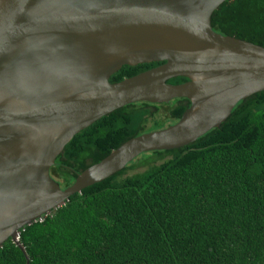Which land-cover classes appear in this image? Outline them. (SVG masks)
Instances as JSON below:
<instances>
[{
	"label": "water",
	"instance_id": "obj_1",
	"mask_svg": "<svg viewBox=\"0 0 264 264\" xmlns=\"http://www.w3.org/2000/svg\"><path fill=\"white\" fill-rule=\"evenodd\" d=\"M226 0H0V248L75 193L143 153L173 150L217 128L264 91V47L213 31ZM162 62L119 82L123 66ZM176 77L187 80L167 83ZM189 106L133 137L62 189L50 168L65 145L127 104Z\"/></svg>",
	"mask_w": 264,
	"mask_h": 264
},
{
	"label": "trees",
	"instance_id": "obj_2",
	"mask_svg": "<svg viewBox=\"0 0 264 264\" xmlns=\"http://www.w3.org/2000/svg\"><path fill=\"white\" fill-rule=\"evenodd\" d=\"M211 26L264 47V0H226ZM161 63L123 66L109 82ZM189 104L178 98L112 111L65 145L51 177L68 187L125 141L176 123ZM140 156L21 230L28 264H264V91L190 145ZM139 166L147 168L125 176ZM0 264H26V257L8 239Z\"/></svg>",
	"mask_w": 264,
	"mask_h": 264
},
{
	"label": "rangeland",
	"instance_id": "obj_3",
	"mask_svg": "<svg viewBox=\"0 0 264 264\" xmlns=\"http://www.w3.org/2000/svg\"><path fill=\"white\" fill-rule=\"evenodd\" d=\"M142 156H140L139 158L137 157V159L135 158L132 162L133 163H138V161H140ZM147 167L145 166H139V167H136L134 168L133 170H129L126 172L125 176H130V175H134V174H137V173H141L143 172L144 170H146Z\"/></svg>",
	"mask_w": 264,
	"mask_h": 264
},
{
	"label": "flooded vegetation",
	"instance_id": "obj_4",
	"mask_svg": "<svg viewBox=\"0 0 264 264\" xmlns=\"http://www.w3.org/2000/svg\"><path fill=\"white\" fill-rule=\"evenodd\" d=\"M182 83V82H181Z\"/></svg>",
	"mask_w": 264,
	"mask_h": 264
}]
</instances>
